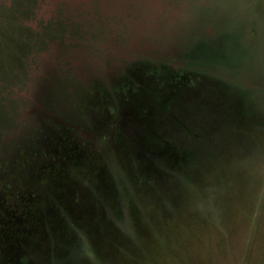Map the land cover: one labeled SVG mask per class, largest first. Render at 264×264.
I'll return each mask as SVG.
<instances>
[{"label": "rangeland", "instance_id": "rangeland-1", "mask_svg": "<svg viewBox=\"0 0 264 264\" xmlns=\"http://www.w3.org/2000/svg\"><path fill=\"white\" fill-rule=\"evenodd\" d=\"M32 73L21 111L75 135L19 160L0 101L56 193L0 171L8 264H264V0H0V80Z\"/></svg>", "mask_w": 264, "mask_h": 264}, {"label": "flooded vegetation", "instance_id": "flooded-vegetation-1", "mask_svg": "<svg viewBox=\"0 0 264 264\" xmlns=\"http://www.w3.org/2000/svg\"><path fill=\"white\" fill-rule=\"evenodd\" d=\"M36 77H37L36 73H32L31 76L25 75V78H23L22 76H17L14 79L13 84H10L11 81L7 80V77L5 76H3L2 80H0V91L2 92V94H0V101L2 102L4 108H8L9 110L11 109L12 111V118H13L12 120L16 124V131H17V132L14 131V133L25 134V135H9V137H14L13 140L16 141V149L14 150V154L19 155L17 157L19 160L22 159V156L28 154L26 153L28 151V146L36 142L35 140H37L36 135L39 134L37 132H33V129L35 127L38 130L42 128H46L50 134H58L59 133L58 130L61 129L62 132L60 133L64 135H75L74 132H69L68 126L69 124L72 125L71 123L68 122V120L72 119L70 114L65 113L64 119L61 118L62 120L61 122H58L59 124L56 122L53 124L50 119L48 120L46 118L45 111L41 112L40 118H37L36 111H34V109L26 110L25 113L21 111V106H22L21 104L24 102L20 101L16 96L17 94L14 95V92L20 89V87L24 88V86H26V88L30 87L31 90V88L34 86L32 80L35 79ZM23 83L24 86H22ZM35 89L39 91L42 89V87L36 86ZM57 91H59V89H57ZM52 101L53 100H50L48 101V103L50 104ZM50 105L58 109V107L54 106L53 104ZM21 121H25V122L21 123ZM40 121L41 122L47 121L49 123V127L46 126L43 127L42 124L39 123ZM21 137H24L25 141L20 142ZM36 145H38L37 142ZM43 148L44 147L42 146H37V151L39 150L38 152L42 153ZM34 160L35 157L30 159L33 166L29 169L31 174L27 176L25 172H22L20 170L21 168L20 169L19 167L15 168L13 165H11L5 160L4 156H0V171L3 172V174L6 176V182L10 186H14V187L18 186L16 188L17 190L21 186L27 187L28 191L26 197L30 203H39L45 201V199L47 198H53L50 194L55 195L56 193L54 187L51 186V182H50L51 181L50 179L53 176L48 178L46 174L41 173V171L43 170V168L39 166L40 165L39 162L41 161L37 163L34 162ZM70 160H67V162L69 163ZM51 175H53V173ZM38 185L41 186V189H39L40 192H35L37 191ZM45 188H47L48 196L45 197L44 199L42 196L43 194L41 193ZM4 196L5 194L3 195L0 194V201L3 199ZM1 235L2 234H1V224H0V260H2L3 264H8L11 258L8 256L7 250L4 248V242L1 238Z\"/></svg>", "mask_w": 264, "mask_h": 264}]
</instances>
